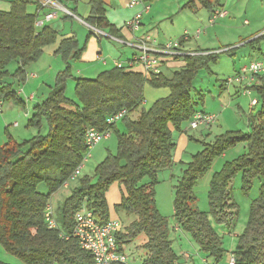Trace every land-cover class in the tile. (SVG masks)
<instances>
[{"label": "trees", "instance_id": "trees-1", "mask_svg": "<svg viewBox=\"0 0 264 264\" xmlns=\"http://www.w3.org/2000/svg\"><path fill=\"white\" fill-rule=\"evenodd\" d=\"M140 1L142 5H150L156 0ZM198 2L211 9L206 0ZM29 4L37 6L36 12L28 11ZM89 5L88 25L117 35L115 26L106 18L104 1L90 0ZM40 8L33 0H11L9 10H0V101L3 105L10 100L22 105L29 102L21 100L16 89L25 85L27 67L40 60L46 47L56 44L57 32L47 26L36 27ZM186 8L195 10V2L181 10ZM178 41L183 44L182 38ZM84 51L85 46L80 48L74 38L60 43L56 55L65 69L57 74L51 93L33 107L32 117L28 119V126L38 130V135L24 143L9 136L7 142L0 144V245L25 264H95L91 253L81 248L73 237L76 216L86 210L99 224L113 219L107 194L118 184L125 195L113 210L116 215L124 213L129 218L126 224L121 221L122 228L116 235L119 252L125 255L124 247L138 236H144V264H182V255L175 251L174 240L170 238L168 220L156 206V187L159 173L173 165L176 143L171 126L174 132H180L185 124L190 129L195 115L209 114L195 109L197 103L191 90L196 75L208 66L209 60H216L217 54L189 55L185 57V66L172 71L170 76L162 71L160 76L148 77L135 67L124 66L101 72L93 79L80 77L75 79L76 101H73L65 94L67 81L73 78L71 63L79 61ZM13 63L17 68L10 73L8 68ZM145 86L168 89L170 93L146 109ZM250 90L256 95L257 105L248 115L249 132L226 131L211 143L200 142L203 150L192 156L174 186L175 223L214 264H220L227 252L216 226H224L230 234L240 219L239 205L233 196V184L238 176L246 197L250 196L256 180H261V186L258 196L251 201L248 220L237 236L230 258L233 257L234 264H264V75L256 78ZM256 107L258 110L254 111ZM123 110L127 114L119 122L107 125L110 116ZM217 121L216 118L209 128L200 130L212 129ZM44 122L48 133L41 135ZM120 122L124 126L122 133L117 128ZM89 128L116 134L117 152L108 154L93 177H77V187L59 209V226L50 201L83 164ZM241 143L245 144L244 153L225 162L212 175L208 191L210 208L208 212L200 211L195 206L194 195L198 180L211 171L214 161ZM42 185L46 193L40 192ZM48 206L55 228L46 219ZM0 264L5 263L0 261Z\"/></svg>", "mask_w": 264, "mask_h": 264}, {"label": "rangeland", "instance_id": "rangeland-1", "mask_svg": "<svg viewBox=\"0 0 264 264\" xmlns=\"http://www.w3.org/2000/svg\"><path fill=\"white\" fill-rule=\"evenodd\" d=\"M11 0H0V10L7 11L10 8ZM32 1V0H31ZM34 1V0H33ZM179 0H162L157 3V8H173L176 6ZM192 0H183V4H188ZM196 4L199 6V2L196 0ZM185 6V5H184ZM200 8V7H199ZM34 6L29 4L28 11H33ZM187 10L188 12H185ZM182 9V15L176 16V18L172 19L173 22L165 21V29L168 33L176 34L175 37H170L172 41H176L179 36L178 30H185L186 28H190L188 30L199 29L202 31L203 35L198 40L190 38V44L195 46L197 44L201 50L208 51L210 53H216L217 59L209 60L208 66L196 75L193 82V89L191 90V95L195 104V109L197 111H203L205 108L208 110L212 108L214 105H217L216 99L213 100V96L218 92L217 85L223 83V81L227 80L229 77L233 76L237 70L241 69L242 66H246L249 64L251 58L254 55L259 56L260 53H264V38L258 40L257 42H253L251 45H247L248 42L258 38L262 34H264V29H261L257 33H251L250 26L245 24V21L253 22L255 15L249 16L248 13L242 12V14H237L240 16L236 17L233 20V15H230L226 18H221L216 22V24L208 23V13L206 10L202 9L197 11L193 8ZM189 16V20L185 22V16ZM208 17V18H207ZM196 18V20H195ZM194 21H198V24L195 25ZM200 26V27H199ZM233 27V30H228L227 27ZM162 29V28H161ZM162 37H164V33H161ZM240 36V37H239ZM180 38V37H179ZM186 41L182 37V42ZM107 57H110L108 52L106 51ZM111 58V57H110ZM112 60V59H111ZM62 62L61 58L56 57L52 58H43L41 61H37L36 63H32L26 69L28 72H34L39 75V80L36 82H31L28 87L25 89V85L18 87L16 89L18 91H22L23 101L29 98V95L36 91V88L43 87V90L40 93V97L38 100L46 99L52 91V88L55 85L56 76L58 72L65 69V65ZM71 72L73 78H70L67 81L66 88V96L70 100L76 101L74 86L75 79L77 78H90L93 79L96 77L95 73L98 71L104 72L109 69L114 68L111 61L105 66L96 65V68H89L81 75L77 72V70H81L82 68L87 67L85 63L80 59L79 61H75L71 63ZM17 68V64L13 63L9 66L8 70L10 73H13ZM167 69L164 71L167 75H171V72ZM100 74V73H99ZM32 76V75H31ZM28 83V82H27ZM23 91L25 93H23ZM164 94V93H163ZM199 97H204L205 102H202ZM43 98V99H42ZM240 100L243 101L244 98L239 97ZM36 101V102H37ZM216 102V103H215ZM26 105V103H24ZM149 102L145 103V107L149 106ZM19 103H16L13 100L6 101L3 105V115L5 116V122L8 123L5 127L4 125H0V144H4L7 142L9 136L14 138L19 143H24L25 141L31 140L33 137L38 135V130L28 126L27 119V108L30 111L29 119L32 117L34 104L30 103L29 106H25ZM251 105V104H248ZM219 106V105H218ZM243 110L244 107H242ZM248 108H250L248 106ZM237 109V108H236ZM258 110V107L254 109V111ZM235 111V108H234ZM246 111V110H245ZM247 114H243V117L239 118L240 121L233 124L231 121L230 125H225V122L221 124H215L211 130V134L209 137L205 139L206 143H211L214 141L216 136H219L226 131H242L249 132L250 127L248 126V116ZM221 121V120H220ZM17 123L18 126L14 127L13 124ZM221 125V127H220ZM237 125V126H236ZM228 126V127H227ZM123 123L120 122L117 125V128L120 133L124 132ZM195 132V131H194ZM41 135H46L48 133V127L46 122L43 123V127L40 131ZM197 135V133H195ZM195 146L193 149L189 150L188 153L185 154L183 158V163L174 169L173 179L170 180L169 177L165 178V176L169 175L168 171H162L159 174V184L156 187V206L160 212V214L167 218L169 223V233L170 238L176 240L174 243V249L178 253L179 251L185 252L182 254V264H214V260L209 258L206 254L199 250L198 245L193 241L191 236L183 231L174 232L173 225L175 224L174 220V210H173V200H174V186L178 183V180L181 178L183 171L187 169L188 164L192 161V155L197 154L198 152L203 150L202 143L199 145L197 143H193ZM245 144H237L235 148L230 149L226 152V156L224 158H219L214 161L211 171L204 177L198 180L196 187L194 189V195L197 198L196 208H198L202 212L209 211V184L211 181V177L215 172H218L223 164L228 161H232L238 156L242 155L245 151ZM91 152V158L87 160L85 163V167L81 171V175L79 179L82 177H93L95 173V169L97 166L105 160L108 154L115 155L117 152V136L116 134H112L108 140L101 142L97 145ZM78 183L73 181L70 183L69 188L60 189L52 198L51 205L54 212V217L57 220L58 225L60 226L61 219L59 209L62 207L64 201L71 195L74 188H76ZM261 186V180H256L254 183V187L250 193L249 197L244 196L241 190V177H237L233 184V196L240 209V219L236 226L233 229L232 233H228V230L224 226H216L218 231L223 233L221 236L223 241V247L227 251L223 261L220 264H229V258L231 256V252L235 248L237 244V237L235 238L234 234H237L239 230L243 229L247 220L248 213L251 201L256 198L259 194V189ZM40 192L46 193L47 189L45 186L39 187ZM125 195V191L118 184H114L110 191L107 194L108 204L110 207H114L119 204ZM118 220L122 221L126 224L129 219L124 213H119L117 215ZM175 237V238H174ZM145 244V237L138 236L135 238L131 244L124 247V254L127 257V264H144L146 260V252L142 248ZM0 261L5 264H25L20 258L8 254L2 245H0Z\"/></svg>", "mask_w": 264, "mask_h": 264}, {"label": "crops", "instance_id": "crops-1", "mask_svg": "<svg viewBox=\"0 0 264 264\" xmlns=\"http://www.w3.org/2000/svg\"><path fill=\"white\" fill-rule=\"evenodd\" d=\"M103 1L106 7V18L111 25L115 26L116 30L118 31L117 35H111L109 34L108 30L100 31L88 25L86 21L90 17V12H91L89 5L90 0H58L61 6L67 8L74 16L65 15L61 12L58 13L57 19L44 22L42 26L37 27V28H42L47 26L48 28L58 33L56 44L46 47L44 49L40 61L43 58L55 59L56 57H58L56 55V52L58 50L60 43L64 39L74 38L78 41L80 48L85 46V51L82 54L81 60L83 61V63L86 64L87 67L82 68L81 70H77L79 75H81L89 68H96L94 67L96 65L105 66L109 63V61L112 62L113 66L115 61L127 63L129 60H131L140 53V49L138 48V46L140 45L139 42L141 41V39H143L146 36H150L154 38L157 41L158 46H161L167 42L172 41L170 37H175L176 34L174 35L172 33H168V31L163 26L165 25V21L171 20V22H173L172 20L173 18L175 19L176 16H181L182 15L181 8L184 5H186V3L183 4L182 2L183 0H179L176 1L177 2L176 6L171 9L168 8V6H166L165 8L158 9L157 3L161 2L162 0H156L149 5V11L143 14V18L141 21L142 26L140 30L136 32H132L127 28H125V24L128 21L132 20L138 12H141L142 7L139 6L134 9H128L126 7V0H103ZM206 1L210 5L211 9H207L201 3L198 6L196 4V0H192L190 2H195L197 11L199 10L202 11V9L206 10L209 17L208 19L209 24H216L218 20H220L221 18L223 19L228 17L230 13H231L230 15H233V20H235L236 17L238 18L240 17L237 14H242V12H245L246 14L248 13L249 16L255 15L253 22L245 21V24L251 25L250 26L251 33L255 34L261 29H264V0H206ZM32 5L34 6V9L33 11H29L30 13L36 12L37 6L34 4ZM50 10H51L50 8L44 9L43 12L40 13L38 19L42 20L43 15L48 13ZM214 11H219L221 14L212 23L211 19ZM185 12L188 11L185 10ZM188 20H189V16L186 15L185 22H187ZM194 23L195 25H197L198 21L196 22L194 21ZM188 29L190 28H186L185 30L182 31L180 28V30H178L179 32L178 39L182 38L184 34L187 32L193 35L197 31H201L199 29H195L194 27L192 31ZM227 29L231 31L233 30V27L228 26ZM162 32L165 35L164 37H162L161 35ZM202 35L203 33L200 35V37H202ZM199 38L193 36V39L198 40ZM263 38H264V34L252 40L251 42H248L247 45H251L253 42H257L258 40ZM181 50L182 53L184 54L182 57L178 56L172 60H170L169 58L165 59L168 62L170 61L171 62L167 66H164L163 71H166L167 69L169 70L181 69L182 67L185 66V57L189 55H194L197 53L210 54V52L208 51L201 50L197 44H195V46H192L190 44L189 39L184 41L183 44H181ZM106 51L108 52L111 58L105 56ZM263 56L264 53H260L259 56L254 55L251 58L252 60H250L249 64L253 61L261 59ZM101 58H104L106 60V63H103L101 61ZM246 66L245 65L242 66L241 69H243ZM136 70L139 72L143 71L140 67H136ZM240 70L238 69L233 76H235ZM26 72H27V81H26L27 85L24 86L25 89L28 87V85L31 82H36L37 80H39L38 74H35L33 71L32 72L26 71ZM99 73H101V71L96 72L95 75L97 76ZM245 86H246L245 82L242 83V85L239 84L227 85L226 80L223 81V83L217 85L218 92L215 94V96H213V100L216 99L217 105H214L212 108H209L208 110L205 108L203 112L216 115L218 119L216 124L218 123L221 124L222 122H225V125L229 126L231 121H233V124L239 122L240 121L239 118L243 117V114L246 115L247 111L249 112V114L251 113V106L248 105L250 104L251 99L252 98L257 99L254 93L251 97L244 95L243 90L245 89ZM42 90L43 87L36 88V91L29 95V97L33 96V100L29 101L26 105L25 104L24 105L29 106L30 103H32L34 104V106H36L37 104L43 102L45 100L43 98H42L43 100L37 101V99L40 97V93ZM23 93L25 92L23 91ZM144 93H145V103L147 101L150 103L149 106L146 107V109H149L157 100L167 97L170 92L168 89H153L149 86H145ZM18 96L20 97L21 100H23L22 91H18ZM239 97L244 98L243 101L240 100ZM201 101L205 102V98L202 97ZM248 106L250 108H248ZM242 107H244L246 111L243 110ZM29 109L27 108V113H26L27 119H29L30 117L28 116L30 115ZM4 119L5 116L4 117L0 116V125L5 124V127L9 126L10 124L8 125V123H6ZM15 124L17 123L13 124L14 127H16ZM170 129L171 131H173V138L176 143V148L173 153V165L164 171H168L169 174L165 176V178L169 177L170 180H172L174 169H176L177 166L184 164L183 158L185 154L188 153L189 150L194 148L195 145L193 143H197L199 145L200 142L205 141L206 138L204 137L207 134L210 135L212 129L208 131H204V130L202 131L199 129L194 132L189 129L188 124L187 125L185 124L180 132H174V128L172 126ZM195 133H197V135ZM110 212H111V217L113 219H117V215L115 214L113 207L112 208L110 207ZM172 228L174 232L181 231L176 223L173 225ZM243 229L239 230L237 234H234L236 235L234 237L236 238L238 235H240ZM222 234L223 233H221V235ZM175 242L176 240H174V243ZM178 254L182 255L185 254V252H183L181 249V251H179Z\"/></svg>", "mask_w": 264, "mask_h": 264}, {"label": "built area", "instance_id": "built-area-1", "mask_svg": "<svg viewBox=\"0 0 264 264\" xmlns=\"http://www.w3.org/2000/svg\"><path fill=\"white\" fill-rule=\"evenodd\" d=\"M41 7L38 11L40 14L41 9L50 8L51 10L43 15L42 20H37L36 27H40L44 22L57 19L58 13L65 15L74 16L67 8L61 6L58 0H34ZM142 7V11L138 12L135 17L125 24V28L135 32L140 28V20L143 12L149 11V5H142L140 0H126V7L128 9H134L136 7ZM219 11H214L211 22L213 23L219 16ZM202 34L201 31H197L193 34L194 37L199 38ZM183 38L188 40L191 38L189 32L185 33ZM140 53L131 59L126 65L118 61L114 62V67L122 68L124 66L130 68L140 67L142 73L146 76H160L164 66L170 64L165 59H174L178 56H183L181 50V43L177 41H170L161 46L157 45V41L146 36L139 42ZM103 63H106L104 58H101ZM168 62V63H167ZM264 75V56L256 61L251 62L248 66L241 69L235 76L230 77L226 80L227 85H234L246 83L245 89L243 90L244 95L251 97L253 95L250 87L256 81L258 76ZM33 99V96L27 98V101ZM251 108L257 105V99L252 98L250 102ZM3 111V103L0 101V114ZM126 111L123 110L116 115L110 116L107 119V125H113L119 122L125 115ZM217 116L214 114H197L193 117L190 122V129L197 130L202 127L209 128L215 123ZM17 125V124H16ZM111 137V132H99L94 128H89L85 135V145L87 147V153L83 159V164L76 170L74 175L70 178V182H73L81 175L82 169L85 167V163L91 158V150L99 145L101 142L108 140ZM70 182L65 183L64 187H68ZM46 219L51 228L56 227V223L52 218L51 207L48 206L46 209ZM122 223L118 219H111L105 224H99L94 218L93 214L89 211H81L76 216V225L73 231V237H75L81 248L90 252L95 264H113V263H126L127 257L119 252L116 235L120 232ZM229 264H234V259H229Z\"/></svg>", "mask_w": 264, "mask_h": 264}]
</instances>
